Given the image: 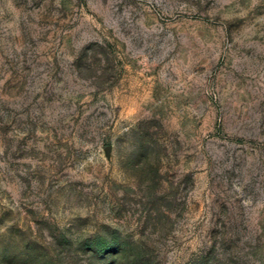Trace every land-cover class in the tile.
<instances>
[{
  "label": "rangeland",
  "instance_id": "obj_1",
  "mask_svg": "<svg viewBox=\"0 0 264 264\" xmlns=\"http://www.w3.org/2000/svg\"><path fill=\"white\" fill-rule=\"evenodd\" d=\"M0 264H264V0H0Z\"/></svg>",
  "mask_w": 264,
  "mask_h": 264
}]
</instances>
